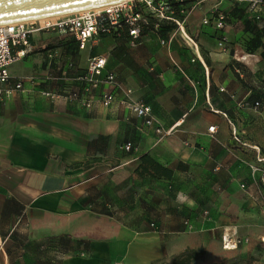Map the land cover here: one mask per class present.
Returning <instances> with one entry per match:
<instances>
[{
  "label": "crops",
  "instance_id": "obj_1",
  "mask_svg": "<svg viewBox=\"0 0 264 264\" xmlns=\"http://www.w3.org/2000/svg\"><path fill=\"white\" fill-rule=\"evenodd\" d=\"M212 3L135 45L127 32L85 49L58 32L31 36L58 38L61 51L52 58L35 49L13 63V78H37L0 96V264H165L187 248L204 254L194 264H264V181L250 167L264 155V103L254 107L264 102V63L241 65L256 57L237 45L247 36L245 4L221 3L232 18L218 29L203 23ZM95 54L107 56L105 72L117 83L85 93L81 76ZM38 60L43 74L20 72ZM128 87L151 107L152 124L120 101ZM61 89L81 97L43 94ZM31 91L49 108L33 112L22 100ZM106 91L117 97L110 106L101 103ZM127 142L131 149L121 147ZM146 153L173 179L134 180ZM225 231L247 240L223 248ZM210 249L221 259L206 263Z\"/></svg>",
  "mask_w": 264,
  "mask_h": 264
},
{
  "label": "built area",
  "instance_id": "obj_2",
  "mask_svg": "<svg viewBox=\"0 0 264 264\" xmlns=\"http://www.w3.org/2000/svg\"><path fill=\"white\" fill-rule=\"evenodd\" d=\"M209 1L212 5L206 10L203 18L204 24H213L222 29L226 25V10L220 8L224 1L245 4L248 13L257 20H263L264 0H121L85 9L73 13L44 17L39 19L22 20L11 23L0 24V96H10L15 91L22 89L25 82H35L36 76H21L13 78L10 66L24 58L33 50H45L49 57L60 54V40L49 39L48 41L31 42V36L42 32H58L75 39L80 49H85L92 40H98L102 35L127 31L131 45H135L139 38L149 34L150 31L159 32L163 20L174 22L177 27H182L187 16L196 8H202ZM162 42H165L162 39ZM229 38L223 34L219 37V44L227 47ZM239 47L242 44H237ZM107 56L95 54L88 58L87 67L81 79L84 81V92L99 88L102 84L114 85L117 77L114 72H105ZM49 78V77H48ZM133 89H125L124 96L120 99L122 103L128 104L130 108L145 119L147 124L153 123L151 107L141 100L133 97ZM43 94L53 99L68 98L77 100L81 97L78 91L44 90ZM117 99L113 92L106 91L101 96V103L110 106ZM86 106H92V101L82 98ZM262 106L261 101H256L254 107ZM162 132V127H157ZM210 132L215 131V126L209 127ZM234 139L241 143V138L236 130H233ZM124 149H131L132 143L127 142ZM250 167L255 174L259 172L260 179L264 181V155L258 156L256 163ZM187 223V222H186ZM153 225V224H152ZM191 228L192 226L189 225ZM264 242V236H262ZM247 239L235 233L225 231L222 235L223 248L234 249Z\"/></svg>",
  "mask_w": 264,
  "mask_h": 264
},
{
  "label": "trees",
  "instance_id": "obj_3",
  "mask_svg": "<svg viewBox=\"0 0 264 264\" xmlns=\"http://www.w3.org/2000/svg\"><path fill=\"white\" fill-rule=\"evenodd\" d=\"M243 11H245V14H241V18H246V22H245V28L247 27V25H261L262 29L261 32L257 33V35L248 40V42H245L244 39H242L240 42L243 46V48L250 53H254V50H258L260 48H262V53L264 54V39L263 41L262 36L264 35V22H262L263 20H257L256 18H254L253 16H251L248 11L246 10V7L243 9ZM242 12V11H241ZM226 23L228 20L231 21L232 18V14H230V12L226 11ZM264 19V17L262 18ZM175 28V24L174 22H171L169 20H163L162 25L159 29V33H164V31H171ZM248 31L252 30V27ZM147 31H150V28H147ZM127 31H124L122 33H125ZM114 35H118V33H113ZM112 34V35H113ZM128 34V33H127ZM129 36V35H128ZM66 37H68L67 35H64L65 39ZM130 38V37H129ZM130 40V39H129ZM75 41V39H74ZM264 56V55H263ZM264 81V79H263ZM261 101L260 99H257L256 101ZM255 101V102H256ZM254 102V104H255ZM261 103H264L261 101ZM93 161H97V159H94ZM146 177H150V178H155V179H164V180H171L174 177V170L170 167H168L167 165L157 161L156 159H154L152 156H150L149 154H143L140 156V164L139 166L134 170L133 174H132V178L135 179H139V178H146ZM203 252H200L199 250L196 249H192V248H187L184 251L174 254L172 256V260H171V264H190L194 259H196L198 256H203ZM226 263V260L220 262V263H215V264H224Z\"/></svg>",
  "mask_w": 264,
  "mask_h": 264
},
{
  "label": "water",
  "instance_id": "obj_4",
  "mask_svg": "<svg viewBox=\"0 0 264 264\" xmlns=\"http://www.w3.org/2000/svg\"><path fill=\"white\" fill-rule=\"evenodd\" d=\"M121 0H0V24L73 13Z\"/></svg>",
  "mask_w": 264,
  "mask_h": 264
},
{
  "label": "rangeland",
  "instance_id": "obj_5",
  "mask_svg": "<svg viewBox=\"0 0 264 264\" xmlns=\"http://www.w3.org/2000/svg\"><path fill=\"white\" fill-rule=\"evenodd\" d=\"M241 19H242V21H241L242 24L245 25V22H246L247 19L246 18H241ZM247 27H249V30L252 27V30L251 31H248V28ZM247 27L245 28V31L247 33V36L241 37L242 39H244L245 42H248V40L254 38L257 35V33L261 32V29H262V26L259 25V24L256 25V26L255 25L252 26V24H251V25H247ZM263 39H264V35L262 36V39L261 40L263 41ZM100 49H101L100 45H97L96 46V51H100ZM240 53H241V55H243L244 52H240ZM254 53L256 54V57H252L251 58V62L248 65L241 64L242 67L245 70H247V71L248 70L251 71V69L258 68L260 65H262L264 63V60H263L264 59V56H263L264 54L262 53V48H260L259 50H254ZM16 66L17 65H15V68H16ZM12 69L15 70L14 67ZM34 71H37V72L42 73V74L44 73V67L42 65V60H38L37 62H35L33 64V67L29 66V67L24 68V67L21 66V68H20V72L26 73V74L27 73H29V74L30 73H33ZM40 87L41 88H45L46 85H43L42 84ZM26 94L27 95L25 97H23L22 100H23V102H27L29 104V107L31 109H33L32 110L33 112L41 113V112L44 111V109H48L49 108L48 105L45 106V107L42 105L46 101H43L42 99H40V97L38 95V91L27 92ZM19 100H21V99H19ZM50 104H52V103H49V105ZM213 252L214 251L210 249L208 251L207 257L206 256L204 257L206 263H212L214 261V259H221L220 257L214 258L212 256ZM165 264H171V260L170 261L168 260ZM190 264H194V261L191 262ZM197 264H204V263L203 262H200V263H197Z\"/></svg>",
  "mask_w": 264,
  "mask_h": 264
}]
</instances>
